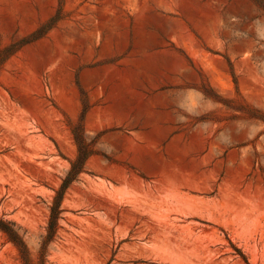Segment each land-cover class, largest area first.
I'll list each match as a JSON object with an SVG mask.
<instances>
[{"label":"rangeland","instance_id":"1","mask_svg":"<svg viewBox=\"0 0 264 264\" xmlns=\"http://www.w3.org/2000/svg\"><path fill=\"white\" fill-rule=\"evenodd\" d=\"M0 50V218L32 264L75 135L46 264H264V0H0Z\"/></svg>","mask_w":264,"mask_h":264},{"label":"trees","instance_id":"2","mask_svg":"<svg viewBox=\"0 0 264 264\" xmlns=\"http://www.w3.org/2000/svg\"><path fill=\"white\" fill-rule=\"evenodd\" d=\"M2 59V56H0V64ZM75 140L77 143V155L73 160L70 161V169L63 179L59 189L56 190L52 203L49 206L48 222L46 226L47 233L40 246L37 264H46L47 246L49 241H51V239L55 236L58 229L60 215L63 211L62 199L64 193L69 185L79 176L82 171H84L85 162L90 155V152H88L87 148L84 145L82 136L75 135ZM0 230L18 249L23 263L32 264L28 247L23 238L16 230L14 223L9 220L0 218Z\"/></svg>","mask_w":264,"mask_h":264}]
</instances>
